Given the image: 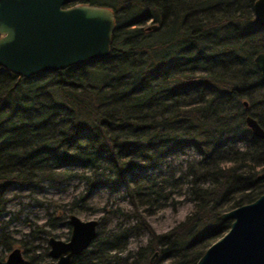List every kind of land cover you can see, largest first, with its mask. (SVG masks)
Returning <instances> with one entry per match:
<instances>
[{"label":"trees","instance_id":"obj_1","mask_svg":"<svg viewBox=\"0 0 264 264\" xmlns=\"http://www.w3.org/2000/svg\"><path fill=\"white\" fill-rule=\"evenodd\" d=\"M254 1L81 0L114 15L105 59L27 78L0 67V194L78 181L76 202L120 190L130 206L110 214L133 223L109 232L99 223L70 264H194L228 230L219 216L264 193V142L244 123L249 116L264 130V84L253 63L264 53V25L253 21ZM89 69L102 74L99 85ZM187 150L195 157L177 177L154 175ZM179 194L191 212L163 234L150 232L140 210L150 215ZM74 205H56L55 227L68 226ZM144 231L146 243L127 252ZM14 247L22 264L49 262L47 247L37 254L0 224V264Z\"/></svg>","mask_w":264,"mask_h":264},{"label":"water","instance_id":"obj_2","mask_svg":"<svg viewBox=\"0 0 264 264\" xmlns=\"http://www.w3.org/2000/svg\"><path fill=\"white\" fill-rule=\"evenodd\" d=\"M76 1L81 0H0V67L27 78L70 66L91 67L105 59L115 28L114 15L100 6H68ZM252 17L256 24L264 25V0L254 1ZM253 63L264 84V53L257 54ZM244 123L264 142V130L255 120L247 116ZM258 179H264V173ZM219 220L230 222L227 232L194 264H264V193L222 213ZM67 224L66 241L47 240L48 264H70L96 237V220L81 221L69 215ZM22 263L19 249L6 255L5 264Z\"/></svg>","mask_w":264,"mask_h":264},{"label":"rangeland","instance_id":"obj_3","mask_svg":"<svg viewBox=\"0 0 264 264\" xmlns=\"http://www.w3.org/2000/svg\"><path fill=\"white\" fill-rule=\"evenodd\" d=\"M73 5H77V3L73 2L68 6ZM146 26H150V24L147 23ZM88 79L91 85L97 86L102 81V74L89 69ZM192 157H195L194 153L187 150L167 162L165 166H168L169 170L163 166L154 175L158 173L167 175L171 170L177 177L183 171L184 161ZM82 190L83 184L78 181H69L61 186L48 182L40 183L37 186H9L0 194V224L4 226V232L10 237L27 243V247L35 248L38 254L46 247L43 240L47 241L50 237L61 241L68 239V226H54L53 218L57 212L56 205H63L66 211L69 205L75 203L70 214L67 211V217L75 215L81 221L96 220L98 225L101 224L100 230L104 232L114 230L118 224L128 225L134 222L110 214L116 208L122 213L130 210L122 191L110 193L105 189H97L89 193L84 203L76 202L78 194ZM184 191L185 187H182L181 193ZM171 202L150 215H147L145 210H140L139 219L145 222L150 232L157 235L167 232L181 222L192 210V204L183 194L173 196ZM101 219L103 220L100 221ZM148 238V231L141 232L136 238H131L128 241L126 251H136L146 243ZM15 248L19 249L18 247L12 249Z\"/></svg>","mask_w":264,"mask_h":264},{"label":"flooded vegetation","instance_id":"obj_4","mask_svg":"<svg viewBox=\"0 0 264 264\" xmlns=\"http://www.w3.org/2000/svg\"><path fill=\"white\" fill-rule=\"evenodd\" d=\"M75 3H77V5L78 4H81V2L80 1H76ZM85 5H88V4H85ZM68 225V224H67ZM69 227V226H68ZM46 247H47V242H46ZM47 251H48V248H47ZM20 253H21V256H22V252H21V250H20ZM6 258V257H5ZM22 259H23V256H22ZM49 259V258H48ZM23 261H24V259H23ZM51 262V260L49 259V262L48 263H50ZM4 263H5V260H4ZM47 263V264H48Z\"/></svg>","mask_w":264,"mask_h":264}]
</instances>
